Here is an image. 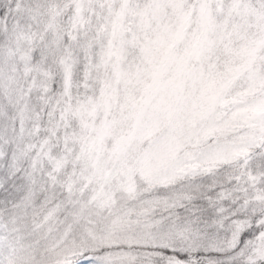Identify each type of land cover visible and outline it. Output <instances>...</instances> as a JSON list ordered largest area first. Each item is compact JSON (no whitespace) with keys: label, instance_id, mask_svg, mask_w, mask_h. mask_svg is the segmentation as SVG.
<instances>
[{"label":"snow or ice","instance_id":"obj_1","mask_svg":"<svg viewBox=\"0 0 264 264\" xmlns=\"http://www.w3.org/2000/svg\"><path fill=\"white\" fill-rule=\"evenodd\" d=\"M0 264H264V0H0Z\"/></svg>","mask_w":264,"mask_h":264}]
</instances>
